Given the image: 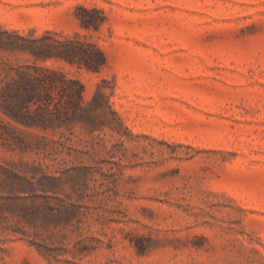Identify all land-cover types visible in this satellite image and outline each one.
I'll list each match as a JSON object with an SVG mask.
<instances>
[{"label":"rangeland","instance_id":"rangeland-1","mask_svg":"<svg viewBox=\"0 0 264 264\" xmlns=\"http://www.w3.org/2000/svg\"><path fill=\"white\" fill-rule=\"evenodd\" d=\"M78 4L105 23L80 27ZM0 25L95 41L99 72L44 64L86 99L99 85L122 121L42 130L0 112L25 143L0 140V264H264V0H0ZM2 167L55 192H14Z\"/></svg>","mask_w":264,"mask_h":264},{"label":"trees","instance_id":"trees-1","mask_svg":"<svg viewBox=\"0 0 264 264\" xmlns=\"http://www.w3.org/2000/svg\"><path fill=\"white\" fill-rule=\"evenodd\" d=\"M75 7V18L83 29L98 30L106 21L104 11L98 7L83 4ZM51 59L63 60L92 72H99L106 64L101 48L85 35H61L50 30L37 34L34 29L24 33L0 25V112L9 121L27 128L56 130L80 123L90 133L100 131L104 126L119 131L122 121L111 108L103 89L97 85L91 98L86 99L81 80L60 68L44 64ZM9 123L0 119V140L25 145ZM2 170L8 178L16 180V183L6 181L14 192L36 197L55 192L56 177L32 175L28 178L6 167ZM4 199L1 203L4 208L16 203L13 196ZM25 207V204L21 205L24 212ZM30 214L28 216L32 218Z\"/></svg>","mask_w":264,"mask_h":264}]
</instances>
